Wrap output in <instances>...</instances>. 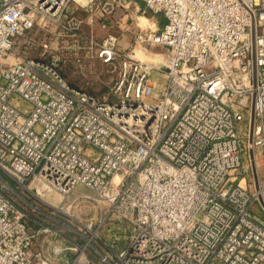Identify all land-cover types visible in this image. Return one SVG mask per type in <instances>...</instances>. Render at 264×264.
<instances>
[{"label": "built area", "instance_id": "2783aa9c", "mask_svg": "<svg viewBox=\"0 0 264 264\" xmlns=\"http://www.w3.org/2000/svg\"><path fill=\"white\" fill-rule=\"evenodd\" d=\"M138 1L162 21L122 45L115 0H0V264H264V0ZM96 59L101 96L58 70ZM78 185L100 214L72 217L83 245L60 217ZM104 230L123 244L88 249Z\"/></svg>", "mask_w": 264, "mask_h": 264}, {"label": "rangeland", "instance_id": "374dc122", "mask_svg": "<svg viewBox=\"0 0 264 264\" xmlns=\"http://www.w3.org/2000/svg\"><path fill=\"white\" fill-rule=\"evenodd\" d=\"M115 4H116V8L114 10V13L112 15V20L115 24V26L108 28L110 33H113L114 35H116V37H121V40H123V43H125V40L129 39V36H132L138 32H140V30H144L147 31L149 29V26H152L153 23V18H152V12L148 9L145 8L144 4L142 1H138V0H115ZM155 18L158 19V22L161 21L160 20V16L158 15V17L155 15ZM155 21V20H154ZM100 19L92 26L93 30H94V35L96 36V38L100 39L103 34L105 33V30L102 29V27L99 25ZM158 27L160 26V24L158 23L157 25ZM156 25H154L153 27L156 28ZM148 28V29H147ZM89 29L86 26V30ZM124 35V36H123ZM127 37V38H126ZM66 46L71 45V42H65ZM150 53H157L158 52V57L162 58H166V49L160 45L158 46H153L149 49ZM85 65H82L81 67H75L71 61H65L64 63L61 64L59 71H66L67 76L65 77L68 82L75 86V87H80L82 89H89L93 92H95V94L100 95V94H104L105 92H103L106 89V86L108 87L109 84V80L110 77L109 75L105 72V66L104 64L96 59V60H90L88 62L84 63ZM161 70H164V65L163 63H161ZM58 67V68H59ZM79 71L77 72L76 69ZM90 72V73H89ZM92 72V73H91ZM159 74V72H158ZM157 75V74H155ZM158 79V82H160L159 80V76H157V78H155V80ZM105 88V89H104ZM13 103L17 104L18 106L21 107H25L26 106V101L22 100V99H14ZM85 152L87 154H91L93 152H96V150L91 147L88 146L85 149ZM244 163L247 166V155H244ZM251 167L248 165V168L246 169V175H245V180H248L251 177ZM259 169H261V165L259 164ZM1 170V169H0ZM2 171V170H1ZM0 172V181H6L8 182L13 188L16 187V184L14 182V180L4 171ZM13 183H10L11 181ZM0 186H2L1 182H0ZM7 192V191H6ZM89 191L81 186L78 185L75 190L71 193V195L69 196V199L75 198L76 196H79V198L76 201V205L72 206L66 210H64L65 212L63 214H60L59 218L61 219V221L63 223H65L64 226V231L66 233V235L68 237H71L73 239H75L79 244H84L86 242V240L89 237V233L85 232L83 230V226H79L80 224L78 222H82V223H88V221L91 219L92 222V226H96L98 224V220H99V216L100 214L98 213V210L95 206V204H93L91 201L87 200V198H85L83 195L88 193ZM8 196H15L14 194H10L7 193ZM20 195L27 200L28 202H31L33 204V206L38 207V208H42L43 207V203H42V199L41 197H35V196H31L27 193H20ZM44 197L46 200H49L52 202V204H59L62 201V198L59 195H56L54 192H50L47 191L44 194ZM43 198V197H42ZM20 200L18 199V202ZM20 205L21 202H20ZM22 207H24V209L26 211H29V207L26 206L25 204L22 205ZM33 208V209H35ZM252 211L253 213L256 215V217L262 219L264 221V213H262L259 210V207L256 205H253L252 207ZM30 213L32 214V217H39L41 216L37 210H31ZM71 214V215H69ZM72 217H74L75 219L78 220V222L74 221L72 219ZM42 218V217H41ZM115 226L119 227L118 224H116ZM79 228L81 229L82 234L84 235L83 237H79L76 234H74V230H79ZM117 230V229H116ZM106 230L104 231H100L99 233V237H94L91 240V244H89L87 247L88 249L91 248V245L96 247L99 250H104L106 249V245H109V241H108V237L105 235ZM112 236L111 237H116L117 239V243H116V248L120 247L123 243H122V235L120 232H111Z\"/></svg>", "mask_w": 264, "mask_h": 264}, {"label": "trees", "instance_id": "16d2710c", "mask_svg": "<svg viewBox=\"0 0 264 264\" xmlns=\"http://www.w3.org/2000/svg\"><path fill=\"white\" fill-rule=\"evenodd\" d=\"M71 62H72V61H71ZM85 62H88V60H84L83 63H82V65H85V64H84ZM72 63L75 64V65H74L75 67H76V66H77V67H80L77 63H75V62H72ZM60 66H61V65H60ZM75 67H74V68H75ZM75 69H76V68H75ZM58 70H61L60 67L58 68ZM76 71L79 72L77 69H76ZM59 72H60V74H61L64 78L67 76L66 71H59ZM89 73H90V72H89ZM91 73H92V72H91ZM65 79H66V78H65ZM66 80H67V79H66ZM67 81H68V80H67ZM104 89H105V88H104ZM84 90H86V91H88L89 93H91V94H93V95H96V96H101V95L103 94V93H102V94H100V95H97V94H95V92H93V91H91V90H89V89H88V90H87V89H84ZM107 90H108V87L106 86V89H105L103 92H107ZM0 172H1V175H3L1 170H0ZM10 181H11V179H10ZM10 183H13V182L11 181ZM254 205H256V204H254ZM257 206H258V205H257ZM252 207H253V206H252ZM258 207H259V206H258ZM252 209H253V208H252ZM259 210H260V208H259ZM260 211H261V210H260ZM261 212H262V211H261ZM262 213H263V212H262ZM26 221L29 222V223H33V222L31 221L30 218H27Z\"/></svg>", "mask_w": 264, "mask_h": 264}, {"label": "crops", "instance_id": "0c3cea01", "mask_svg": "<svg viewBox=\"0 0 264 264\" xmlns=\"http://www.w3.org/2000/svg\"><path fill=\"white\" fill-rule=\"evenodd\" d=\"M157 17H158V15H156ZM160 16V15H159ZM152 18L155 20V21H157V23H158V19H156L155 18V15H153L152 14ZM160 20L162 21V17L160 16ZM161 21H159L160 23H161ZM124 36V35H123ZM127 38V37H126ZM127 41H129V40H125V43L124 44H122L123 43V40L120 42V44H122V45H125L126 44V42ZM157 60V59H156ZM157 76H158V74L157 75H153V82H154V84H155V86H158V79H156L155 80V78H157ZM112 231V230H111ZM106 233V232H105ZM108 235H107V237H111L112 235H110L109 233H107ZM106 235V234H105ZM110 235V236H109ZM123 238V237H122ZM102 251H104V250H102ZM95 258L97 259L98 258V256H95Z\"/></svg>", "mask_w": 264, "mask_h": 264}]
</instances>
